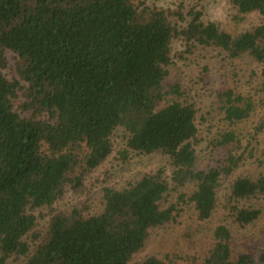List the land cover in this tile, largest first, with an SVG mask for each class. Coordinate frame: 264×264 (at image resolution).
<instances>
[{
  "label": "trees",
  "instance_id": "trees-1",
  "mask_svg": "<svg viewBox=\"0 0 264 264\" xmlns=\"http://www.w3.org/2000/svg\"><path fill=\"white\" fill-rule=\"evenodd\" d=\"M263 131L264 0H0V264H177L133 255L184 202L218 214L185 264H264L231 244L261 213ZM110 153L166 162L53 208Z\"/></svg>",
  "mask_w": 264,
  "mask_h": 264
},
{
  "label": "rangeland",
  "instance_id": "rangeland-1",
  "mask_svg": "<svg viewBox=\"0 0 264 264\" xmlns=\"http://www.w3.org/2000/svg\"><path fill=\"white\" fill-rule=\"evenodd\" d=\"M146 1L155 4H171L177 0ZM212 12H214V10H212ZM212 15L218 16L215 13H211V16ZM212 52V50L209 51V53ZM211 61H213L216 70L219 69L220 61H216L213 57ZM186 63L187 62L184 60H179L178 64L172 67L170 75L175 77L179 69ZM223 67L228 68L224 63ZM184 71L188 77L193 76V72L190 70L189 65L184 67ZM226 71H228V69ZM195 88L197 87H193V89ZM189 95H191V98L193 97L195 99V102H203L202 98L197 94H193L192 91L189 92ZM121 135L120 130L114 135L115 149L123 145ZM260 138L262 140L261 145L264 147V131ZM205 154V151H202L199 155L202 157ZM128 155L127 161H121L110 153L107 159L98 167L85 174L84 178L81 179L80 186L76 189H67L57 200L53 208L68 210L71 206H78L89 212L96 211L101 206L100 187L103 183L118 187L121 186L126 179H129L137 173L147 171L150 168L165 164L166 162L165 158L158 154L137 155L135 153H130ZM262 168L264 169V165ZM175 194L176 191L171 192L168 200H174ZM259 205L262 209L260 216L255 221L242 228H238L235 224L232 225L233 235L231 244L235 249L242 248L252 253L264 249V200H260ZM179 208L180 216L178 219L180 222L178 223L177 221L165 228H157L150 231L144 245L133 255L134 258H139L148 253H154L164 259H171L175 263L178 262L177 264H185V261L189 259V257H191V260L205 250L209 240V227L218 219V214L213 215L208 221L196 222L192 209L187 203H181ZM51 210L52 208L46 206L35 209L34 214L37 220L35 226L38 229H41L46 223Z\"/></svg>",
  "mask_w": 264,
  "mask_h": 264
}]
</instances>
